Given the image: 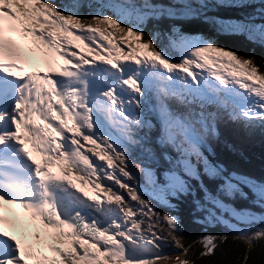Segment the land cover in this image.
Instances as JSON below:
<instances>
[{"label":"snow or ice","instance_id":"6c2138e0","mask_svg":"<svg viewBox=\"0 0 264 264\" xmlns=\"http://www.w3.org/2000/svg\"><path fill=\"white\" fill-rule=\"evenodd\" d=\"M256 48L264 0H0V264H264V167L215 150L264 142Z\"/></svg>","mask_w":264,"mask_h":264},{"label":"trees","instance_id":"16d2710c","mask_svg":"<svg viewBox=\"0 0 264 264\" xmlns=\"http://www.w3.org/2000/svg\"><path fill=\"white\" fill-rule=\"evenodd\" d=\"M217 42L225 47L237 48L245 53L250 48V46L241 47L238 41L229 37H218ZM254 53L257 56L264 54L259 48L254 49ZM228 145L232 146V150L229 149ZM215 150L222 161L230 165H235L241 170L252 169L259 172L261 168L264 167V142H261L259 138L256 140H249L241 135L225 131L220 143L216 145ZM240 153H243L244 156H241ZM237 207H244V205L238 203ZM179 215L186 237L191 238L205 231L200 225L192 223L189 211L183 206ZM207 231L212 234H227L226 230L219 226L209 228Z\"/></svg>","mask_w":264,"mask_h":264},{"label":"rangeland","instance_id":"374dc122","mask_svg":"<svg viewBox=\"0 0 264 264\" xmlns=\"http://www.w3.org/2000/svg\"><path fill=\"white\" fill-rule=\"evenodd\" d=\"M79 187V186H78ZM85 190H87L88 191V189H87V187L85 186Z\"/></svg>","mask_w":264,"mask_h":264}]
</instances>
